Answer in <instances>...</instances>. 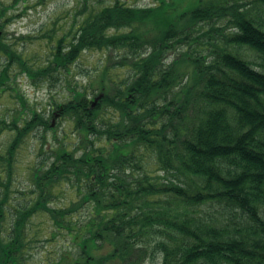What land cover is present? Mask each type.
Returning <instances> with one entry per match:
<instances>
[{"label": "trees", "instance_id": "16d2710c", "mask_svg": "<svg viewBox=\"0 0 264 264\" xmlns=\"http://www.w3.org/2000/svg\"><path fill=\"white\" fill-rule=\"evenodd\" d=\"M20 1L25 0L1 3L0 27L16 17L9 9ZM239 1L196 0L183 10L179 0L145 6L85 1L67 31L50 41L51 59L44 66L31 64L0 39L5 56L0 92L14 88L9 74L14 63L31 79L58 78L83 50L116 51L120 57H111L110 64L128 72L121 83L109 79L108 84L118 86L116 92H103L95 105L77 93L57 103L48 118L30 110L21 93V112L28 108L29 116L19 124L0 119V130L14 132L0 153V264H24L34 241L28 221L40 213L54 227L73 233L69 253L52 264H137L147 253L146 233L153 239L162 232L153 227L161 223L176 233H170L171 245L158 241L149 251L151 260L161 253L160 264H264V0H257V9ZM185 15L188 21L180 24ZM225 16L232 29L222 34L217 49L200 55L185 51L165 64L166 51L182 42L181 31ZM242 48L256 52L259 61L244 57ZM180 65L192 67V80L177 72ZM103 79L99 86H105ZM103 106L118 111L120 119L105 127L98 123L97 111ZM56 112L70 116L81 134L79 153L48 146L45 132L55 130L51 118ZM39 127L40 150L49 148L50 156L31 168V188L13 202L16 149ZM99 138L102 145L94 142ZM148 155L169 173L166 181L136 171L150 160ZM69 188L81 200L55 203ZM87 203L96 215L83 229L72 217ZM201 204L219 205L230 221L236 211L244 219L233 226L216 217L201 220L188 208ZM103 242L110 250L98 256Z\"/></svg>", "mask_w": 264, "mask_h": 264}, {"label": "rangeland", "instance_id": "374dc122", "mask_svg": "<svg viewBox=\"0 0 264 264\" xmlns=\"http://www.w3.org/2000/svg\"><path fill=\"white\" fill-rule=\"evenodd\" d=\"M87 4L93 3L95 5L111 3V0H25L20 1L16 7L10 8L9 13H14L15 18L8 21L6 20L0 27V39L10 42L13 48L18 52H21L22 56L31 64L44 66L51 59V52L49 46L50 41L55 39L56 36L63 30L67 31V28L73 22L74 17L78 18V9L81 8L83 2ZM127 5L133 6H145L155 3V0H122ZM183 7H187L196 0H179ZM11 0H0L1 3H10ZM223 2V0H222ZM244 6L257 9L261 7L260 2L257 0H240ZM228 16L221 18H213L206 22H196L189 27L184 33H180L182 42L175 44L173 47L166 51L165 64L175 59L179 54L188 51L194 54H204L211 52L219 47L223 40L222 34L231 31L230 25H228ZM4 20V19H2ZM187 20V16H180L179 23L183 24ZM54 31L52 38L47 36V33ZM65 32V31H64ZM20 35H30L28 38H19ZM171 42V41H170ZM241 53L244 57L252 59L256 62L259 61L258 54L253 50L242 48ZM116 51L109 50H83L77 58V60L69 66V70H63L60 77H44L31 79L22 72L21 68L17 64H13L9 69V74L12 76L13 89H4L0 92V119H6L7 122L14 121L17 124L22 123L23 120L29 116L27 113L28 108L30 110L37 109L40 113H44L45 117L50 118L51 111L55 109L57 103L73 99L77 93L81 96L84 95L88 100L93 101L96 96L100 95L97 101L103 96V92L114 94L116 88L114 84H108L109 79L119 81L120 79L128 78L127 67L112 66L110 64L111 57H117ZM5 56L0 53V68L4 63ZM212 55L207 59L210 60ZM177 72L185 76V79L192 80L189 76L193 75L191 66H178ZM104 78V79H103ZM103 79L105 86H99V81ZM121 80L119 81L121 83ZM127 81V80H125ZM124 82V80H123ZM23 93L28 99L27 109L21 112V101L17 97L18 94ZM109 106H103L97 111V122L99 121L103 126L112 123V119L119 120L120 114L118 111L110 112ZM45 110V111H44ZM20 116L23 118L21 119ZM160 118V117H158ZM52 126H55V130H47L45 136L48 139V146L58 148L65 146L67 150H76L79 153L81 144V134L74 127V123L70 116H61L58 112L51 118ZM100 125V124H98ZM105 127V126H104ZM56 133V138L52 134ZM42 133L41 128L34 129L29 135L25 136L19 143L15 153V169L12 188V200L22 193L24 190L30 189L31 168L39 163L44 157L50 156L49 148H45L48 152L42 153L39 146V138ZM14 132L9 130H0V153L4 154L7 148V144L11 140ZM95 144L102 145L104 139H95ZM47 146V147H48ZM82 148V147H81ZM149 157V155H148ZM150 160L142 161L140 169L137 172L146 170L150 175H158L162 180L169 176V173L159 169L157 163H155L150 157ZM136 172V173H137ZM135 175V174H134ZM75 185V184H74ZM29 194V193H28ZM26 194L25 198L28 197ZM18 202L24 201V198H17ZM72 200V201H71ZM81 200V197H77L74 188H69L60 192L55 203H77ZM71 201V202H70ZM14 202V200H13ZM62 205V204H61ZM175 206V205H172ZM73 213V221L76 226H81L84 229V224L95 216L93 212L92 204H84L79 207ZM182 210V206L179 205ZM189 212L195 211V214L200 217L201 220L209 221L210 217H216L221 219L223 223H230L233 226L234 222L244 219L240 218L238 211L235 212L234 219L228 220L225 215H222L220 207L217 204H201L200 206H188ZM92 213V214H91ZM193 215V214H191ZM196 215H193L196 217ZM229 215V214H228ZM28 224L31 226L30 233L34 238L28 249V253L24 259V264H52L55 262L61 254L69 253L66 249H71V236L66 229L54 227L51 220L43 214H34L30 218ZM153 228L162 229L153 239L149 233H146L145 248L146 256L144 254L138 257L137 264H160L161 253L156 252L153 260L149 257V251L153 249L158 241L172 244L170 233H176L172 230L170 224L165 225L161 223L159 227L157 225ZM75 245V244H74ZM73 250V249H72ZM110 250V246L103 242L99 249L96 251L98 256L105 255ZM145 256V257H144Z\"/></svg>", "mask_w": 264, "mask_h": 264}, {"label": "water", "instance_id": "95a60500", "mask_svg": "<svg viewBox=\"0 0 264 264\" xmlns=\"http://www.w3.org/2000/svg\"><path fill=\"white\" fill-rule=\"evenodd\" d=\"M100 95L96 96L95 99L92 102V105H94L95 101L99 98Z\"/></svg>", "mask_w": 264, "mask_h": 264}]
</instances>
